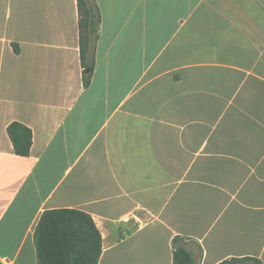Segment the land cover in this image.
I'll list each match as a JSON object with an SVG mask.
<instances>
[{
	"label": "crops",
	"instance_id": "1",
	"mask_svg": "<svg viewBox=\"0 0 264 264\" xmlns=\"http://www.w3.org/2000/svg\"><path fill=\"white\" fill-rule=\"evenodd\" d=\"M0 0V264H38L46 209L94 218L99 264L264 263V0ZM33 131L29 156L7 127Z\"/></svg>",
	"mask_w": 264,
	"mask_h": 264
},
{
	"label": "trees",
	"instance_id": "2",
	"mask_svg": "<svg viewBox=\"0 0 264 264\" xmlns=\"http://www.w3.org/2000/svg\"><path fill=\"white\" fill-rule=\"evenodd\" d=\"M80 12V47L84 66V82L88 85L93 71L94 45L98 37L100 12L94 0H78ZM14 153L29 156L33 145V131L20 121L7 127ZM102 234L90 213L78 208L46 209L34 231L38 264H99ZM173 264H200V253L191 249L182 236L172 240ZM220 264H264L252 256L233 257Z\"/></svg>",
	"mask_w": 264,
	"mask_h": 264
}]
</instances>
